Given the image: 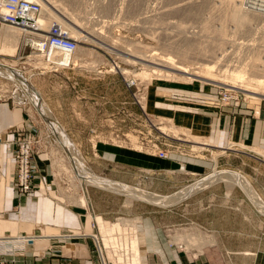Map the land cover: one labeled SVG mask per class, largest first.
<instances>
[{"label":"crops","instance_id":"crops-1","mask_svg":"<svg viewBox=\"0 0 264 264\" xmlns=\"http://www.w3.org/2000/svg\"><path fill=\"white\" fill-rule=\"evenodd\" d=\"M74 68L39 72L31 83L96 174L126 185L131 184L132 172L149 175L148 189L160 195L173 194L216 171L224 179L217 177L219 180L168 207L146 202L148 206L139 208L138 202H128L121 193L88 186L90 211L77 198L70 199L56 182L50 164L40 154L42 131H37L24 107L0 99V235L41 237L27 242L26 254L18 256L14 264H98L87 237L71 235L75 230L102 235L98 224L92 226L94 219L103 223L102 218L114 219L117 214L124 216L108 221L121 218L130 225L135 219L132 214L138 215L142 264H264V208L237 181L240 176L249 181L264 205V153H260L264 151V103L238 100L214 108L203 99H178L173 97L175 92L165 95L168 86H150L147 98L153 103L154 115L167 117L206 141L200 150H194L192 141L173 136L167 158L158 157L154 149L137 155L99 137L110 135L112 123L119 124L106 119L109 110L133 104L119 79ZM27 136L33 138L35 170L31 191L21 194L15 184L13 154L17 139ZM75 192L73 189L71 195L76 197ZM110 201L112 207L105 208ZM62 231L67 234H55ZM59 238L63 243L54 248L61 250L60 255L52 248ZM74 239V243L67 242Z\"/></svg>","mask_w":264,"mask_h":264},{"label":"rangeland","instance_id":"rangeland-1","mask_svg":"<svg viewBox=\"0 0 264 264\" xmlns=\"http://www.w3.org/2000/svg\"><path fill=\"white\" fill-rule=\"evenodd\" d=\"M31 1L37 2L36 0ZM55 1L57 4H62L67 11H71L73 14H77L75 15L79 23H77V27L79 25V27H82L81 30H83L84 33L88 31L93 36H89V39L82 40L80 41V43H78L79 49L72 55L76 59V61L72 63V65L75 67L74 69H78L82 72H100V74L102 73L108 76L114 75L119 79L121 85H123L127 98H129L133 103L128 105H120L118 108L114 107V109H111V111L109 110V114L111 115H109V117H106V119L110 118L111 122L116 120L117 122H119V124L113 125L112 123L111 127H109L110 129H112V131L109 133L110 135L108 136V134H100L99 137L101 136L103 140H108L109 143L113 144L114 146L118 145L120 147H123L125 150H128L132 154L136 153L137 155H142L147 153L148 151H152L153 149L151 148V146L155 144L157 145L158 149H163L166 152L167 147L169 146L168 144H170L172 135L169 133H167V135L166 133L162 132L160 126L168 127L171 129L172 127H179L167 117L154 115V113L151 111L153 103H149V98H147V88L150 86H155L157 84H161L166 87L168 86L167 88L169 90H166L165 95H171L173 92H175L173 94L174 98L184 100L203 99L206 103L214 108L228 106L229 102L238 100L240 103L243 101L251 105H256L259 102L261 103V101L262 103H264V96L253 95L248 92L245 93L241 90L235 89L231 86L228 79V82H223L221 80H208L202 77L201 79H195L193 77L192 80H189L184 79L176 70H172L173 72L170 71V74H153L154 70L151 66L157 68L159 67V65H155L152 62H147L139 59L141 55L140 52L142 51L143 54L145 53L143 48L140 49L142 45V47L146 48L147 50L144 55H148L149 49L151 50V53L155 51V53H158L160 55L167 54L169 56H172L175 61H178V53H176L177 50L180 51L191 49V51H195L194 49H196V46H201L199 48H202L204 46V48L210 49V43L202 41L204 38L200 35L205 34L208 36H212L214 29H217L222 22L225 26V37H228L227 39L231 40H229V42L227 40L226 42H224L225 44L223 43L224 45L221 48H223L224 50H221V48H219L220 50L218 51V46L216 45L215 47H213V50L214 48L217 50V56L219 60H216L215 58L217 62L214 60L215 64L213 62L210 63L214 64V74L216 76L220 74L221 76L219 75L217 77L221 79L224 75V73L222 72L224 71V69L232 70L235 65L242 66V64L245 65L250 63H264V33L261 29H259L263 23L262 21H260V19H252L250 21V25L248 24L249 26L245 25L243 30H239L235 27V23L231 22L228 19L226 11L227 5L221 0H201V2H199L200 0ZM243 1L244 4L247 2L245 6L248 5L250 7H255L256 5H258V3H260L259 0ZM165 9L166 11H164ZM160 11L164 13L162 14ZM45 18L46 17H44L43 20L40 18V20L42 21L40 23V28H42L43 30H48V27H50L51 24H48L47 19ZM80 24H82V26H80ZM203 26H206L205 32L202 29ZM18 32L20 33V40L18 42L16 51L9 55L0 53V62H6L9 65L13 64V66L17 70H19L22 75L25 76V78H27L28 82L31 83L32 81L34 83L37 77L41 75L39 72H44L41 71L42 69L40 70L41 67H44V64L41 59L36 58L35 54L33 53L34 50L30 47V45L24 44L25 41L23 39L24 35H26L24 34L25 32L21 29H18ZM200 42L202 45L198 44ZM249 44L251 45V47L249 46ZM220 51H222L223 54ZM221 56L222 58L220 60L219 57ZM37 61H39V63H37ZM193 61H197L198 63H207V61L201 59H194ZM141 62L146 64L147 66L149 65V67L141 66ZM80 65L82 66L81 68L79 67ZM36 66L39 71L35 68ZM113 66H118L126 70L128 69L131 72L134 71L135 73L142 71V68H148L147 72L149 71L148 73L151 75H148V77L142 76V78L137 76L135 77L134 75H132L133 73L131 74V72L125 74L116 69L111 70ZM128 80L132 82L130 86L126 82ZM260 87L264 89V86ZM21 90L22 88H20L19 84L14 81V79H9L8 77L0 74V99L7 98L9 101L12 100L18 105L24 107L26 115L29 114L33 119V123L36 125L35 127L37 131H42L43 139L41 145L39 146V149H43L40 154L43 153L44 158L47 160V163L50 164V168L55 175L56 182L58 181V183L63 186L64 189H66L68 197L70 199H73L74 197L75 201L78 199V204H81L88 208L90 206V203L85 204L82 200L80 201L82 191L77 186L75 175L70 172L68 158L67 161L64 151L61 150L57 143L53 142V137L50 133L51 131H49L48 129V125L46 124L44 119L39 116L38 111L35 110V106L33 107V103L30 101L29 97H26L22 92L23 90ZM225 98H229L231 100H225ZM159 103H161V105L164 104L162 102ZM51 115L54 116L52 114V111ZM177 134L178 138L182 137L186 140H192L193 137H199V135H193V132L189 128L187 129L186 133H184L185 135H183L182 132H178ZM198 140L200 141V143L206 141L205 139H203V141L201 138H198ZM193 146L194 147H190L194 150H200V145L193 144ZM76 148L84 159L79 146L76 145ZM142 164L143 163H141V165ZM85 166H87L94 172V170L91 168V164H89L86 159ZM99 176L108 178V176L105 174H101ZM129 179L132 180L129 186L132 185L145 191L147 190L149 192H153L150 191L151 189L149 190L147 187L150 180L149 175L145 176V174L132 172L129 176ZM200 179L201 178H198L197 180L190 182V184H187L177 191H181V189L183 188L188 189L190 186H199L196 181H200ZM133 180L135 182H133ZM88 186L91 185H87V187ZM87 187L85 188L86 191ZM73 189L76 191L75 193H77L76 197L75 195H71ZM194 189L195 187H193L190 192L188 191V194L186 193V195H184L180 199H177L175 203L165 206L168 207L171 205H175L176 203L182 201L186 197L190 196L192 192H195L196 189ZM105 190H108L115 194H122V192L119 191L114 192L109 189ZM123 195L122 196L124 198L126 196L128 202L131 200H134V202H138V205L136 206L139 208H144V206L146 205L148 206V204H145L146 202L152 204L147 200L143 201L141 199H135L132 197L130 198V196L126 194ZM114 202L116 203V201ZM113 204L114 203L110 201V204L106 203L104 207L106 208L107 205L112 207ZM89 209L90 211H92L90 207ZM118 216L124 215L117 214L116 216H114V219H116ZM131 217H135V219L130 225L121 218H118L115 222H110L108 221L110 218L105 217L102 218L103 223L99 222L101 221L100 218L99 221L95 218L102 234V247H105L104 250L106 252V256L111 261L118 258L119 260L122 259L123 264H142V252L139 246L140 223H137L140 219L138 218L137 214H132ZM114 219L112 218L110 220L114 221ZM128 227H130L129 230ZM76 231L77 230H75L74 232ZM93 232H96V228H93ZM105 232L107 233V239L105 238ZM55 234L63 235L67 233L62 231ZM63 240L64 239L59 238L58 240L54 241L52 248L57 247V245H61L63 243ZM74 241L76 242L75 239L67 242L74 243ZM87 243L89 244V250H93V252L97 254V248L91 242L90 236L87 237ZM118 249H121L122 252H119ZM54 250L57 249L54 248ZM125 252L128 255L127 258L124 256ZM60 254H62L61 250ZM114 254L115 256H113Z\"/></svg>","mask_w":264,"mask_h":264},{"label":"bare ground","instance_id":"bare-ground-1","mask_svg":"<svg viewBox=\"0 0 264 264\" xmlns=\"http://www.w3.org/2000/svg\"><path fill=\"white\" fill-rule=\"evenodd\" d=\"M36 1H38L41 5V11L39 13L40 15H39L38 23H37V24H39V26L41 25L40 23L42 22L40 20V18L43 20L44 17H46L45 19H47L48 24H52V23L59 24L62 28H64L66 31H68L69 35L71 37H73L78 43H80V41H82V40L89 39L88 37L92 36V34L89 33L88 31H86L84 33L83 30H81L82 27H79V25L77 27L78 21L75 17V15H77V14H73L71 11H67L62 4H57L55 0H36ZM221 1L226 3V5H227V10H226L227 11V17L231 22L235 23L236 28H238L239 30L240 29L243 30L245 25H248V24L250 25V23H251L250 21L252 19H255V20L260 19V21H262L263 23L259 29H261L262 32L264 33V1L259 0L260 3H258V5H256L255 7H250L248 5L245 6V4L247 2L244 4L243 0H221ZM196 2H198V1H196ZM199 2H201V0ZM148 6H149V4H148ZM164 11H166V9ZM84 13H86V12H84ZM80 26H82V24H80ZM202 29L205 32L206 26H203ZM0 30H1L0 31V44H1L0 45V50H1L0 53H4V55H9V54L14 53L16 51V48L18 46V42L20 40V33L18 32V28L15 29L14 27H10V26H8V27L0 26ZM22 31H24V30H22ZM24 32H25L24 34H26V35H24L23 40L25 42L29 41L30 43H33L34 45L38 43L39 37H42L41 35H38L35 37L29 36L28 31H24ZM225 35H226L225 26L221 22L219 27L217 29H214L212 36H208L205 34L200 35L204 38L202 41H206L207 43H210V45H211L210 49H206V48H204V46L202 48H199L201 46H198V47L196 46L195 47L196 49H194L195 51H191V49H185V50H180V51L177 50L176 53H178V56L177 55L176 56L178 57V61H175L172 56H169L167 54L160 55L158 53H155V51L151 53V50H149V49H148V55H144L147 52V50H146V48L142 47L143 45L141 46L140 49L143 48L145 53L143 54V52L141 51L140 52L141 55L139 54L141 58L139 56L138 57L140 60H144L147 62L149 61L155 65H159V67H157V68L154 66H151L154 70L153 74L154 73L159 74V75H162V73H167V74L169 73L170 74V71L176 70L180 73V75L184 79H189V80H192L193 77L195 79L196 78L201 79V77H202V78L208 79V80H214V81L215 80H221L223 82H228L227 81V79H228L230 81L231 86L235 89L241 90L245 93L248 92V93L253 94V95L264 96V89H262L260 87V86H264V78H263L264 77V63H259V64L250 63V64H245V65L242 64V66L235 65V67L232 70L224 69V71H222L224 73V75H223V78H221V79H219L217 77L220 75L219 73H217V74H219L217 76L214 74V71H213L215 69L214 64H215V61L218 59L217 50L218 51L220 50L219 48H221L225 44L224 42H226L227 40L229 42V40H231V39H227L228 37H225ZM198 44H201V42ZM169 45H171V44H169ZM215 45L218 46L217 50L215 48L213 50V47H215ZM249 46L251 47L250 44H249ZM206 47H208V46H206ZM78 49H79V45H78L77 50ZM222 49L223 48H221V50ZM220 52H222V51H220ZM33 53L35 54L36 58L41 59L43 64H44V67L43 68L41 67L40 70L42 69L41 71H44L45 69H47L48 65L45 61H43V58H41L42 54L40 52L39 53L33 52ZM73 54H71V60L70 61L69 60H63L64 64L69 65V66L66 68H60V69H67V68L73 66L72 63H74V61H76L75 57L72 56ZM222 54H223V52H222ZM57 55H58L59 59H63V58L67 59L68 58L67 56H65L62 53H57ZM142 55L144 58L142 57ZM219 55H221V54H219ZM222 56L219 57L220 60H221ZM215 58H216V60H215ZM194 59H199V60L201 59V60L207 61V63L206 62L205 63L204 62L198 63L197 61H193ZM212 62L214 64H210ZM0 64H1L0 65V74L8 77L9 79L10 78L14 79V81H16L19 84L20 88H22L23 91L22 90L21 91L24 93V95L26 97H29L30 101L32 100L34 102V103L32 102L33 105L38 104V107L40 110V111H38L39 116L42 117L44 119V121L46 122V124L48 125V127H49L48 129H49V131H51L50 133L53 137L52 138L53 142L57 143V145L61 148V150L64 151L66 160L68 158V160L70 161L69 162L67 160L68 164L70 166L69 167L70 172L75 175L77 186L82 191L80 200H82L83 203H85V204L89 203L88 193H87L85 188L87 187V185H91V186H96L97 188L109 189V190H112L114 192L119 191V192H122V194H126V195L130 196V198L132 197L135 199H141L143 201L147 200V201H150L152 204L157 205L159 207H161V206L166 207L165 205L173 204L177 201V199H180L181 197L186 195V193L188 194L190 192V190L193 189V187H195L196 190L195 189L194 190L197 191V190L201 189L202 187H204V184H207L209 182L211 183L212 181H215L217 179V177L220 179L221 177H219V176H223V175H219L220 171L219 172L216 171L215 173H212L210 175L202 177L200 179V181L199 180L196 181V183H198L199 186H190L188 188L189 190L183 188V189H181V191H177L171 195H162V194L158 195L156 193L149 192L147 190L145 191L143 189H140V188L132 186V185L129 186V185H126V184L119 182L117 180L115 181V180H110L108 178H103L102 176L95 174L90 168L85 166V159H83L82 155L79 153L78 149L76 148V145H74L73 141L70 139L67 132L64 131V128L62 127V125L57 121V118L51 115V111L48 109L45 102H43L42 99L39 98L37 90L32 85V83L28 82L27 78H25V76L22 75V73L19 70H17L13 66V64L9 65L6 62H3V63L0 62ZM141 66L144 67L147 65L142 63ZM79 67L81 68L82 66L80 65ZM147 67H149V65ZM60 69H58V70H60ZM115 69L119 70L125 74H128L131 72L128 69L126 70V69L118 67V66L117 67L113 66L111 70H115ZM147 70H148V68H142V71L136 72V73L134 71H132L131 74L133 73L132 75H134L135 77L136 76L141 77V78H142V76L148 77V75H151V74H149L148 73L149 71L147 72ZM44 72H46V71H44ZM186 75H189V76H186ZM22 79L26 80V82H24V80H22ZM22 96H23V94H22ZM160 127H161L162 132H164L166 134L169 133L172 135V137L173 136L178 137V134H177L178 132H182L183 135H185L184 133H186V130L184 128H180V127L179 128H173L172 127V129L168 128V127H164V126H160ZM198 138H200V137H198ZM198 138L193 137L192 140H190V141H192L194 143V145H200L199 147L201 148V145L203 142L200 143ZM64 146H66L67 151H65ZM260 153H264V151H261ZM167 156L168 155L166 153V157H162V158H167ZM225 172L227 173V171H225ZM223 174H224V171H223ZM229 178H231V177H229ZM219 179H217V180H219ZM221 179H224V178H221ZM237 181L241 184L240 186L245 187V191L246 190L248 191V193L250 194L251 197L249 195L248 196L250 198H252L254 203H256L257 206L264 208V205L262 203L261 198H259V196H257V194L254 192L249 181H247L243 176H240V178L237 179ZM196 183H194V184H196ZM87 207H88V205H87ZM261 208H259V209H261ZM97 224L98 223H97L96 219H94L92 226H95ZM23 235H25V234H23ZM74 235L80 236L82 238H86V237H88V235H91L94 243L96 245H98V247L100 248V252H101V256H102L103 260L109 262L110 264H123L122 259L119 260L118 258H116L115 260L111 261L107 258L106 252L104 250L105 247L104 248L102 247V237H101L100 233H97V235H96V233L87 235L86 233H83V232H81V233H78V232L75 233L74 232V234L71 236H74ZM25 236H28V237L31 236L30 239H27L25 241V245L27 242H30L31 240H36V239L41 238V237H37V236L32 235V234H28ZM67 237H70V236L67 235ZM112 251H114V250H112ZM118 251L122 252L121 249L120 250L118 249ZM113 256H115V254ZM124 256L126 258L128 257L126 252H125ZM116 262H119V263H116Z\"/></svg>","mask_w":264,"mask_h":264},{"label":"built area","instance_id":"built-area-1","mask_svg":"<svg viewBox=\"0 0 264 264\" xmlns=\"http://www.w3.org/2000/svg\"><path fill=\"white\" fill-rule=\"evenodd\" d=\"M40 11L41 5L38 1L0 0V26H10L28 31L29 36L33 37L41 35L42 37H39L37 44L34 45L29 41L24 42V44L30 45L34 52L42 54L41 58L48 65L44 71L54 72L60 68H66L69 65H65L63 60H71V54L77 50L78 42L57 23H52L48 30L40 28L37 24ZM57 53H62L68 58L59 59ZM35 68L39 71L37 66ZM129 80L126 82L130 86L132 82ZM225 100L231 99L225 98ZM32 143L33 138L31 136L19 137L15 143L13 157L16 167L14 176L17 190L21 194L28 193L33 187L31 179L33 178L35 165L32 161L34 153ZM151 148L154 149L158 157H166V152L163 149H158L157 145L153 144ZM30 237L23 234L0 235V264H14L18 256L25 255V241ZM93 244L98 251L96 255L99 264H110L102 259L98 245ZM54 252L60 255V250Z\"/></svg>","mask_w":264,"mask_h":264},{"label":"water","instance_id":"water-1","mask_svg":"<svg viewBox=\"0 0 264 264\" xmlns=\"http://www.w3.org/2000/svg\"><path fill=\"white\" fill-rule=\"evenodd\" d=\"M1 65V64H0ZM22 80H24V79H22ZM24 82H26V80H24ZM31 102H33L32 100H31ZM34 103V102H33ZM35 105V108H36V110L37 111H40L39 110V107H38V104L36 105V104H34ZM64 148H65V151H67V148H66V146H64ZM67 153V152H66Z\"/></svg>","mask_w":264,"mask_h":264}]
</instances>
